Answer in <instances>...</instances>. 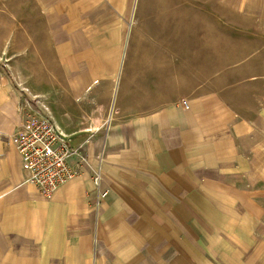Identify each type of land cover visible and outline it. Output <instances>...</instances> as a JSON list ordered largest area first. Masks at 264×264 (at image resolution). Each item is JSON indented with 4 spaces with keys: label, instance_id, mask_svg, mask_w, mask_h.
<instances>
[{
    "label": "crops",
    "instance_id": "0c3cea01",
    "mask_svg": "<svg viewBox=\"0 0 264 264\" xmlns=\"http://www.w3.org/2000/svg\"><path fill=\"white\" fill-rule=\"evenodd\" d=\"M107 120H54L85 158L50 197L0 139V264H264V139L249 147L234 106L118 101Z\"/></svg>",
    "mask_w": 264,
    "mask_h": 264
},
{
    "label": "rangeland",
    "instance_id": "374dc122",
    "mask_svg": "<svg viewBox=\"0 0 264 264\" xmlns=\"http://www.w3.org/2000/svg\"><path fill=\"white\" fill-rule=\"evenodd\" d=\"M213 99L235 107L249 147L264 139V0H0L4 142L27 106L65 133L101 132L114 102Z\"/></svg>",
    "mask_w": 264,
    "mask_h": 264
},
{
    "label": "built area",
    "instance_id": "2783aa9c",
    "mask_svg": "<svg viewBox=\"0 0 264 264\" xmlns=\"http://www.w3.org/2000/svg\"><path fill=\"white\" fill-rule=\"evenodd\" d=\"M24 109L11 140L18 150L26 181L50 197L79 173V164L85 158L84 145L74 146L51 117L29 106ZM75 156L79 157L76 164L72 163ZM100 181L98 174L95 185L99 186Z\"/></svg>",
    "mask_w": 264,
    "mask_h": 264
},
{
    "label": "bare ground",
    "instance_id": "6f19581e",
    "mask_svg": "<svg viewBox=\"0 0 264 264\" xmlns=\"http://www.w3.org/2000/svg\"><path fill=\"white\" fill-rule=\"evenodd\" d=\"M120 70V69H119ZM117 77V76H116ZM14 104V101L13 102H10L9 104H8V106L3 110L4 111V113H6L9 117H11L12 115H13V113H16L17 111H15L14 110V112H13V108H12V106L11 105H13ZM19 113V112H18ZM111 115V114H110ZM18 121H20L19 120V117H18V119H17V122ZM4 124V123H3ZM6 125H9V123H6Z\"/></svg>",
    "mask_w": 264,
    "mask_h": 264
}]
</instances>
